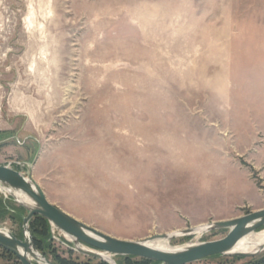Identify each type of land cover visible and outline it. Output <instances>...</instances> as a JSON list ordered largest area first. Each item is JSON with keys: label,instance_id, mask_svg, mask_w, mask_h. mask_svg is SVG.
Masks as SVG:
<instances>
[{"label": "rangeland", "instance_id": "1", "mask_svg": "<svg viewBox=\"0 0 264 264\" xmlns=\"http://www.w3.org/2000/svg\"><path fill=\"white\" fill-rule=\"evenodd\" d=\"M24 164L53 205L122 240L263 209L264 0H0V166ZM0 197V228L23 240L27 211ZM49 228L33 245L53 264H107Z\"/></svg>", "mask_w": 264, "mask_h": 264}, {"label": "water", "instance_id": "2", "mask_svg": "<svg viewBox=\"0 0 264 264\" xmlns=\"http://www.w3.org/2000/svg\"><path fill=\"white\" fill-rule=\"evenodd\" d=\"M24 167L28 170L27 176L10 166H0V191L14 198L28 213L23 218V240L0 228V248L15 256L20 264H53L34 248L30 224L37 216L46 219L50 227L68 237L76 252L107 264H116L112 257H135L159 264H195L215 256L255 258L264 252V246L250 254L234 252L241 240L264 228V208L231 220L207 224L206 233L228 230V235L223 239L162 251L149 244L156 240L171 243L177 238L193 236L200 227L156 235L139 241L114 238L82 223L53 205L33 178L34 165L24 164ZM21 198L27 199L31 206Z\"/></svg>", "mask_w": 264, "mask_h": 264}, {"label": "bare ground", "instance_id": "3", "mask_svg": "<svg viewBox=\"0 0 264 264\" xmlns=\"http://www.w3.org/2000/svg\"><path fill=\"white\" fill-rule=\"evenodd\" d=\"M21 199L26 204L31 206V203L27 199L25 198H21ZM199 227L200 228L198 229L195 235H203L204 233L207 232L208 229L207 225H201ZM149 245L155 249L162 251H172L177 249V248H172L170 246V243L166 240H156L154 242H151ZM263 246H264V231L260 233L251 234L246 238H244L243 240H241L238 246L235 248L234 252L242 253V254H250L256 252L257 250H259L260 247Z\"/></svg>", "mask_w": 264, "mask_h": 264}, {"label": "trees", "instance_id": "4", "mask_svg": "<svg viewBox=\"0 0 264 264\" xmlns=\"http://www.w3.org/2000/svg\"><path fill=\"white\" fill-rule=\"evenodd\" d=\"M12 209H14V208H11V206L8 205V203H7L6 201H4L3 198L0 197V218L3 217V216H5V215H9V211H10V210H11V211H14V210H12ZM36 223H37V224L39 223V224H38V229H40V230H35V229H37V227L35 228V226H34V225H36ZM31 224L34 226L33 228H35V229H34V233L32 234V235H33V238H34V241H35V240L38 241V239H40V238L38 237V235H39L38 233H40L42 236H46V238H48V237L50 238V228H49V223L47 222L46 219L37 216V217H35V218L32 220ZM31 224H30V225H31ZM36 226H37V225H36ZM38 231H39V232H38ZM36 247H37L38 249H41V241H38V242H37ZM6 255L10 256V258H13V257H14L12 254H10V253H8V252H6ZM16 259H17V258H16ZM142 261H143L144 263H151V261H148V260H142ZM16 264H20V263L18 262V260H17ZM64 264H65V263H64ZM253 264H260V263L256 262V263H253ZM263 264H264V262H263Z\"/></svg>", "mask_w": 264, "mask_h": 264}, {"label": "built area", "instance_id": "5", "mask_svg": "<svg viewBox=\"0 0 264 264\" xmlns=\"http://www.w3.org/2000/svg\"><path fill=\"white\" fill-rule=\"evenodd\" d=\"M51 229H52V235H53V237H54L55 239L58 240V238H59V237H57L56 235H59L60 237L65 236L63 233H61V232L58 231L57 229L52 228V227H51ZM65 237H66V236H65Z\"/></svg>", "mask_w": 264, "mask_h": 264}]
</instances>
